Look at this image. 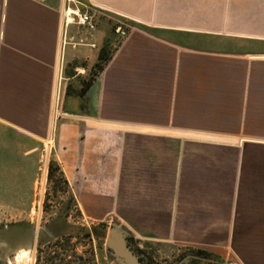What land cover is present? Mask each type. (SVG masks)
<instances>
[{
    "label": "crops",
    "instance_id": "0c3cea01",
    "mask_svg": "<svg viewBox=\"0 0 264 264\" xmlns=\"http://www.w3.org/2000/svg\"><path fill=\"white\" fill-rule=\"evenodd\" d=\"M75 1L93 30H64L65 0H0V126L50 138L84 221L264 264V0Z\"/></svg>",
    "mask_w": 264,
    "mask_h": 264
},
{
    "label": "rangeland",
    "instance_id": "374dc122",
    "mask_svg": "<svg viewBox=\"0 0 264 264\" xmlns=\"http://www.w3.org/2000/svg\"><path fill=\"white\" fill-rule=\"evenodd\" d=\"M64 9L92 16L88 6H80L75 0H65ZM76 21L65 20L64 30L67 25L76 26ZM127 31L124 25L110 22L104 40L107 56L113 54L121 33ZM75 41L79 44V39ZM63 46L72 47L66 33ZM74 59L70 69L78 64ZM49 141L32 149L20 134L0 126V264H115L104 249L109 224H92L80 217L68 187L51 162ZM49 165L53 169L50 178ZM129 245L147 264H172L186 253L203 257L188 264H219L197 250L140 246L131 234Z\"/></svg>",
    "mask_w": 264,
    "mask_h": 264
},
{
    "label": "water",
    "instance_id": "95a60500",
    "mask_svg": "<svg viewBox=\"0 0 264 264\" xmlns=\"http://www.w3.org/2000/svg\"><path fill=\"white\" fill-rule=\"evenodd\" d=\"M129 231L117 222H110L104 249L115 264H147L142 255L129 245ZM203 259L199 253H186L172 264H188L192 260Z\"/></svg>",
    "mask_w": 264,
    "mask_h": 264
},
{
    "label": "trees",
    "instance_id": "16d2710c",
    "mask_svg": "<svg viewBox=\"0 0 264 264\" xmlns=\"http://www.w3.org/2000/svg\"><path fill=\"white\" fill-rule=\"evenodd\" d=\"M110 57L111 55L107 56L106 54V45H103L102 48L98 52L97 63L92 68L93 76H95L98 72L102 70L103 66L106 64V62L109 60ZM48 170H49L48 177L50 178L52 170H53L52 165H49Z\"/></svg>",
    "mask_w": 264,
    "mask_h": 264
},
{
    "label": "built area",
    "instance_id": "2783aa9c",
    "mask_svg": "<svg viewBox=\"0 0 264 264\" xmlns=\"http://www.w3.org/2000/svg\"><path fill=\"white\" fill-rule=\"evenodd\" d=\"M72 14V21H74L75 19L76 24L79 26H84L89 30H93L94 29V23L92 22V17L88 14V12H84L82 15H79L78 12H71Z\"/></svg>",
    "mask_w": 264,
    "mask_h": 264
},
{
    "label": "bare ground",
    "instance_id": "6f19581e",
    "mask_svg": "<svg viewBox=\"0 0 264 264\" xmlns=\"http://www.w3.org/2000/svg\"><path fill=\"white\" fill-rule=\"evenodd\" d=\"M63 17H64V20H67V23L71 22L72 21V19H71V11L69 9L68 10L63 9Z\"/></svg>",
    "mask_w": 264,
    "mask_h": 264
}]
</instances>
